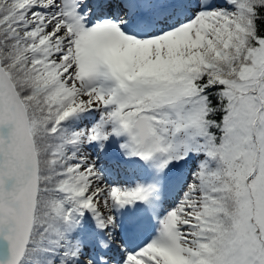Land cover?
I'll list each match as a JSON object with an SVG mask.
<instances>
[{
  "label": "snow or ice",
  "instance_id": "1",
  "mask_svg": "<svg viewBox=\"0 0 264 264\" xmlns=\"http://www.w3.org/2000/svg\"><path fill=\"white\" fill-rule=\"evenodd\" d=\"M0 264H264V0H0Z\"/></svg>",
  "mask_w": 264,
  "mask_h": 264
}]
</instances>
